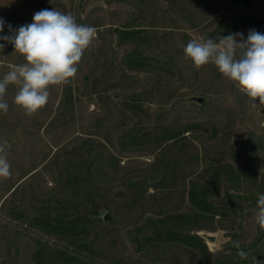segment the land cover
<instances>
[{
	"label": "rangeland",
	"instance_id": "obj_1",
	"mask_svg": "<svg viewBox=\"0 0 264 264\" xmlns=\"http://www.w3.org/2000/svg\"><path fill=\"white\" fill-rule=\"evenodd\" d=\"M53 8L95 27L96 38L36 114L14 104L16 86L7 89L0 143L11 145L12 175L0 178V264H198L200 249L161 239L164 227L202 237L211 264L264 260L255 220L264 105L252 108L213 64L197 69L184 56L193 39L264 33V0H0V36ZM118 28L136 35L123 41ZM0 44L3 78L25 61ZM132 54L148 64L129 67ZM215 169L205 193L218 211L197 215L191 190L203 195ZM44 220L65 227L50 232Z\"/></svg>",
	"mask_w": 264,
	"mask_h": 264
},
{
	"label": "clouds",
	"instance_id": "obj_2",
	"mask_svg": "<svg viewBox=\"0 0 264 264\" xmlns=\"http://www.w3.org/2000/svg\"><path fill=\"white\" fill-rule=\"evenodd\" d=\"M5 21L0 19V32ZM0 36L13 46V54L23 57L24 63L15 65L0 78V111L7 113L9 104L5 99L10 85L16 86L14 104L27 116L36 114L49 100L50 88L70 83L78 72V65L96 38L93 26L80 24L71 13L56 9H42L33 14L32 22ZM4 44H0L3 50ZM185 59L197 69L213 64L220 74L245 94L252 108L264 105V33L250 29L247 39L243 33L229 34L213 39L190 40L184 48ZM259 100L257 105L256 100ZM11 145L0 143V178L7 179L12 173L6 150ZM256 223L264 229V193H258ZM233 246L240 249L238 241ZM238 255L247 258L240 249ZM252 264H264V260L252 257Z\"/></svg>",
	"mask_w": 264,
	"mask_h": 264
},
{
	"label": "trees",
	"instance_id": "obj_3",
	"mask_svg": "<svg viewBox=\"0 0 264 264\" xmlns=\"http://www.w3.org/2000/svg\"><path fill=\"white\" fill-rule=\"evenodd\" d=\"M118 32L120 33V39L121 40H127V39H131L136 35V30L134 29H121L118 28L117 29ZM127 64L129 67L134 68V69H138L141 67L146 66L148 63L141 60L140 56L137 54H132L130 56L127 57ZM185 130H181L179 132H177L178 134H180L181 132L183 133ZM178 134H173V137L178 135ZM217 170L215 169L214 171V176L213 179H211L207 184H205V186L201 187V190L203 195H201L200 190H197V188L194 186L191 190V200L192 202L199 208L200 212L197 213V215H201L204 212H209V213H217V206L215 205V203L211 200L208 199L207 195H206V191L211 187V185L214 183L215 181V174ZM175 216L177 217H188V214H176ZM170 218V216H169ZM47 227L48 231L52 232H58L61 229H63L65 226L61 221H50V220H44L42 221ZM74 225V221L70 222V227ZM160 234V238L163 240H178L181 241L183 243L186 244H191V245H195L200 249V259L198 264H211L208 263L209 261V257H210V253L207 250L206 247V243L205 240L200 237L198 234H193V233H183L181 231H178L176 229H173L171 227H164L162 229H160L159 231ZM38 261V264H45L41 258H36ZM71 260V264L73 261V258H68ZM233 264V260L230 258H223V259H218L216 261L215 264Z\"/></svg>",
	"mask_w": 264,
	"mask_h": 264
},
{
	"label": "water",
	"instance_id": "obj_4",
	"mask_svg": "<svg viewBox=\"0 0 264 264\" xmlns=\"http://www.w3.org/2000/svg\"><path fill=\"white\" fill-rule=\"evenodd\" d=\"M196 100H198L199 102H202L203 101V97H196ZM106 215H107V212L105 213L104 216L106 217ZM204 236L207 239L212 240V241H214L216 239V236L214 234H204Z\"/></svg>",
	"mask_w": 264,
	"mask_h": 264
}]
</instances>
